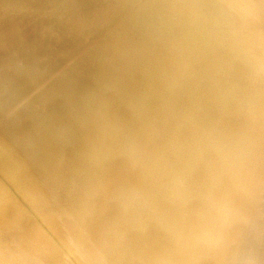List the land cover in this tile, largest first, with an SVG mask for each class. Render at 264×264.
Here are the masks:
<instances>
[{"label": "clouds", "instance_id": "1", "mask_svg": "<svg viewBox=\"0 0 264 264\" xmlns=\"http://www.w3.org/2000/svg\"><path fill=\"white\" fill-rule=\"evenodd\" d=\"M117 9L101 78L75 113L70 186L57 193L73 254L264 264V0Z\"/></svg>", "mask_w": 264, "mask_h": 264}, {"label": "bare ground", "instance_id": "2", "mask_svg": "<svg viewBox=\"0 0 264 264\" xmlns=\"http://www.w3.org/2000/svg\"><path fill=\"white\" fill-rule=\"evenodd\" d=\"M102 2L0 0V28L18 33L19 43L26 25L36 49L50 53L61 36L67 53L79 55L75 63L46 56L34 65L31 56L11 63L0 57V264H12L20 253L33 257L34 264H79L57 193L70 186L68 159L80 99L97 86L119 23L120 0L112 6ZM82 44L95 53L93 64L81 58Z\"/></svg>", "mask_w": 264, "mask_h": 264}, {"label": "rangeland", "instance_id": "3", "mask_svg": "<svg viewBox=\"0 0 264 264\" xmlns=\"http://www.w3.org/2000/svg\"><path fill=\"white\" fill-rule=\"evenodd\" d=\"M103 4H108L109 6H112V2L113 0H110L107 2V0H102ZM108 6V7H109ZM118 10V9H117ZM99 24L94 23L89 30H92L93 28L97 27ZM23 31V32H22ZM0 57H4L5 59H8V61L11 62H20V60L18 59H22L28 58V56L30 57L31 60V64L35 63V61H38V58H43L46 56L51 57L52 59H55V63H57L56 61H64L63 59H70L74 60L73 63L78 62V57L79 55H77L75 57V55L77 53H67V45L65 43V40L60 36L58 38H56L55 40V45L53 46V48L51 49L50 53L49 52H45L42 50H38L36 49V42H35V38L33 33H32V29L28 28L26 25H22V30H21V34L23 35V38H20V40H24L21 43H19L17 36L18 33L15 34L13 33V31H9L6 30L4 28H0ZM19 43V44H18ZM35 44V45H34ZM85 44L81 45V50H80V56L82 59H85V63L87 64H93L96 61V55L95 53H91L89 50L85 49V47L83 46ZM28 48V49H27ZM56 50V51H55ZM42 52V53H41ZM31 53H35L34 55H31ZM106 54V58H107V53ZM92 57V58H91ZM36 58V59H35ZM29 59V58H28ZM81 60V59H80ZM54 61V60H52ZM28 63V64H27ZM25 64V62L23 63L24 67L29 65L30 63L27 62ZM40 64V62H38ZM31 68V67H30ZM34 73V72H33ZM59 183H63V182H59Z\"/></svg>", "mask_w": 264, "mask_h": 264}]
</instances>
